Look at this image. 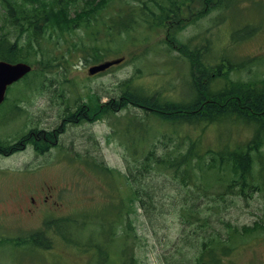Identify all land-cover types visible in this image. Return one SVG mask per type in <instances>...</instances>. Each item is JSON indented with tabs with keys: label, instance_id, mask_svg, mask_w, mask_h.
<instances>
[{
	"label": "rangeland",
	"instance_id": "obj_1",
	"mask_svg": "<svg viewBox=\"0 0 264 264\" xmlns=\"http://www.w3.org/2000/svg\"><path fill=\"white\" fill-rule=\"evenodd\" d=\"M195 5L197 9L201 7L198 3ZM201 12L193 15L180 5L173 40L187 42L191 49L198 51L208 39L211 49L209 57L224 56L230 62L245 63V67L238 71L229 70L227 77L221 76L214 83L209 81V88L213 84L219 87L223 83L229 85L255 76L262 78L264 0H228L223 9L207 5ZM5 14L0 0V29L9 30L8 37L13 41L17 33L10 29ZM157 33L158 36L143 26H136L124 33L120 41L109 44L106 59L121 54L125 59L93 75L87 70L94 61L84 60V56L78 57L77 51L70 52L73 55L66 64L58 58L43 59L41 54L32 50L27 53L33 70L7 88L4 102L0 105L1 148L7 150L19 144L32 132L23 148H14L15 152L10 155H0V264H91L93 248L55 243L52 249H29L28 245L15 244L13 238L39 229L46 214L48 217H59L81 213L99 219L110 213L116 201L127 194L129 198L128 185L120 182L117 188L108 184L107 178L99 176L100 167L115 169L122 175L129 167L144 160L145 152L141 149L147 148L152 150L153 156L173 159L183 151L179 141L184 138L196 139L200 144L201 136L202 143L211 146H215L218 140L234 144L250 139L253 128L246 122L228 120L225 125L226 121H217L205 126L198 125L201 130L195 131L188 124L172 123L153 113L145 115L143 108L132 104L105 114H94V108L87 106L88 93L98 95V103H103L109 97L118 96L121 84L134 78L135 85L130 86L142 87L146 93L162 92L167 98H174L186 89L180 88L181 79H191L193 75L197 77L199 70L195 67L196 63L185 60L178 50L171 49L173 57L162 52L160 38H164L165 33L162 29ZM81 34L82 29L74 30L71 36H66L67 42L55 39L56 34H53L52 42H45L43 47L50 45L48 51L53 58L54 46V52L58 55L60 50H65V46L72 48V42L77 41ZM199 60L210 72L212 66L208 54L200 52ZM167 71L171 72L172 78L163 85L162 82L167 80ZM174 85H179L175 91L172 89ZM125 113L143 120L146 125L144 130L155 133L147 140V147L127 150L125 135L119 127H114L115 117ZM219 127H223V132L217 137ZM50 136L54 137L51 139ZM136 144L145 145L139 140ZM134 152L137 153L135 157L132 156ZM261 153L264 159V144ZM153 156L149 157L145 167V179H139L135 186L143 194L153 184L160 185L165 203L178 199L175 184L178 176L164 164L156 165L152 161ZM251 156L253 186L243 193L237 187H227L231 173L229 166L216 165L217 175L208 170L203 177H200L199 167L194 166L191 179L192 184H196L195 189L198 191L200 185L207 187L208 197H204L205 200L216 196L222 199V210L215 212L214 216L211 217L214 211L203 210V215H209V221L204 231L203 228H196L199 233L193 226L182 222L176 209L163 206L161 210L146 214L140 206L135 210L127 198V206L120 210L121 215L110 213L114 219L111 220L116 223V234L109 238L104 264H121L124 260L122 247L126 244L132 247L129 253L138 264H197L196 257H199L197 254L203 246L204 237L213 236V232L216 236L228 237L225 223L241 231L249 227L253 232L249 231L242 238L237 235L232 237L227 243L231 250L227 257L222 255L220 263L264 264V170L261 172L257 152L251 153ZM22 191L24 194L29 191L36 198L38 207L30 214L16 212L19 205L21 209L29 207L32 210L27 200L17 196ZM146 197L150 200L152 195ZM205 206L206 203L202 207ZM221 220L223 228L220 226ZM131 227L139 235L135 240L131 237ZM100 229V224L94 226L91 223L82 231L84 235L87 230L100 234ZM46 235L50 236V232L47 231Z\"/></svg>",
	"mask_w": 264,
	"mask_h": 264
},
{
	"label": "trees",
	"instance_id": "obj_2",
	"mask_svg": "<svg viewBox=\"0 0 264 264\" xmlns=\"http://www.w3.org/2000/svg\"><path fill=\"white\" fill-rule=\"evenodd\" d=\"M227 1L1 0V4L6 11L5 16L8 25H10V29L17 33L15 39L11 41L8 37L9 30L0 29V59L2 60L28 62L27 53L32 50L36 54H41L40 56L43 59L56 60L58 58L66 64L73 55L70 52L75 53L77 51L78 57L84 56V60L98 63L106 59V54L110 50L109 44L120 41L119 38L134 27L143 26L154 31L156 36H158L157 30H164L165 36L160 40L162 52L166 56L173 57L170 52H172V48H175L185 57V60L190 61L191 64L196 63L195 67L199 70L197 77L193 75V78L181 79V83L179 82L180 88L183 90L186 88L181 95L167 98L162 92L156 94L155 92L146 93L142 87L130 86V84L135 85L134 78L127 79L121 84L120 94L116 97H109L103 103H98V95L94 96L88 93L87 106L94 108V114H105L132 104L143 108L145 115L153 113L166 118L169 122L189 125L188 127H192L191 129L195 131L201 130L197 127L198 125L205 126L217 121H226L225 125L228 124V120L246 122L252 125L253 132L247 142L232 144L226 141L222 143L221 140H218L215 146H211L203 144L200 139L201 136H199L200 144L196 139L184 138L183 141H179L183 151L176 154L173 159L166 160V158L157 155L153 156L152 150L147 148L141 149L145 152L144 160L133 167H129L122 175L115 169L100 167L99 176L100 178H107L108 184L119 188L120 182H124L130 189L129 198L127 194L112 204L110 213L115 214L116 212L117 215H121L120 210L127 206V198L131 200V205L135 210L140 206L146 214L167 206L178 210L182 222L184 221L193 226V229L199 233L200 231L196 228H203L204 231L209 221L207 220L209 215H203V210L214 211L211 217L214 216L215 212L219 213L222 210L220 208L222 199L216 196L205 200L204 197H208L206 195L208 194L207 187H201L200 185L198 191L195 189L196 184H192L191 179L195 165H197V168L199 167L200 177H203L208 170L217 175L218 167L216 165L229 166L231 173L227 187H237L242 193L246 188L253 186V177L250 174L253 162L251 153L257 152L261 172L264 170V159L261 153V147L264 144V76L262 78L255 76L250 80H238L231 82L229 85L223 83L219 87H215L213 84L209 88V81L214 83L221 76L227 77L229 70L238 71L243 66L245 67V63H233L224 56L217 57L214 55L209 57L211 49L208 39L205 40L202 47L198 48V51L197 49H191L187 42L173 40L180 5L185 7V11L194 15V13H202L201 11L207 5L213 8L222 7L223 9V5H227ZM195 3H198L201 7L197 9ZM76 29L80 31L82 29V34L77 41L72 42L74 43L73 47L65 46V50H60L57 55L54 52L55 46L53 45L52 51L55 55H52L53 58H51L50 51H48L51 48L50 45L47 44L43 47V44L47 41L52 42L53 34H56L55 39L67 42L66 36H71ZM232 39H236L234 35ZM200 52L203 55L208 54V61L212 66L210 72L205 67L206 65L200 62ZM120 56H123V54ZM120 56L118 55V57ZM49 65H47V68ZM170 71L165 73L167 80L162 82L163 85L168 84L172 78ZM177 86L179 85H174L173 91ZM145 126L143 120L135 119L129 113L114 119V127H119L122 134L125 135L127 150L133 149L135 151L136 148L147 147V140L155 133L144 130L143 127ZM217 129L219 131L217 137H219L223 132V127ZM53 137L50 136L51 139ZM137 140L144 142L145 145L138 146L136 144ZM136 154L134 152L132 156L135 157ZM150 156H153L152 161L156 165L164 164L178 176L179 180L175 181L176 192L179 195L178 199L165 203V196L160 185L153 184L151 189L143 194L135 186L137 181H140L139 179H145V173L147 172L145 167ZM197 194H200V196L197 197ZM146 195H152L151 199H147ZM204 203H206V206L203 208ZM110 213L99 219H93L89 214L80 215L81 213L59 217L54 215L48 217V214H46V217L41 220L39 229L24 236L13 238L14 243L24 247L28 245L29 249L35 247L52 249L55 243L77 244L84 248L94 249L92 263L104 264L110 244L109 238L116 234V223ZM91 223L94 226L96 224L101 225L100 234L87 230V234L84 235L82 230ZM220 224L223 228V220ZM224 227L227 229L226 233L228 234L226 239L223 236L221 237L220 234L216 236L214 232L212 233L213 236L203 238V246L197 254L199 257H196L197 264H223L224 262L220 263L223 256L227 257L231 250L230 247H227L228 241L235 235L240 238L245 237L251 231L249 227H245L241 231L226 223ZM47 231L50 232V236L46 235ZM130 231L134 240L139 237L136 229L133 230L131 227ZM127 233L129 234V232ZM130 249L132 250V247L128 244L122 247L124 260L121 264H138L132 253H129ZM87 260L90 263L89 259Z\"/></svg>",
	"mask_w": 264,
	"mask_h": 264
},
{
	"label": "water",
	"instance_id": "obj_3",
	"mask_svg": "<svg viewBox=\"0 0 264 264\" xmlns=\"http://www.w3.org/2000/svg\"><path fill=\"white\" fill-rule=\"evenodd\" d=\"M121 60L122 58H117L92 65L88 68V72L89 74H95L97 72L105 70L112 64L120 62ZM30 70L31 66L25 62L19 61L11 63L0 60V102L4 98L7 85L21 78Z\"/></svg>",
	"mask_w": 264,
	"mask_h": 264
},
{
	"label": "flooded vegetation",
	"instance_id": "obj_4",
	"mask_svg": "<svg viewBox=\"0 0 264 264\" xmlns=\"http://www.w3.org/2000/svg\"><path fill=\"white\" fill-rule=\"evenodd\" d=\"M31 134H32V132L28 133L27 137L20 140L19 144L14 145L7 150L6 149L4 150L3 148L0 147V155H10V154L14 153L16 149L23 148L25 146V144L28 143L25 140L30 139ZM14 148H15V150H14ZM28 190L31 191L30 188H28ZM29 191L25 194L22 191L21 193H18L17 196L18 197L21 196L20 198H24L23 200H27V202H29L32 205V210L29 207L25 210L21 209V207L19 205V209L16 210L17 213L30 214V213L34 212L35 207H38V204L36 203L35 196ZM44 197L47 198V195H45Z\"/></svg>",
	"mask_w": 264,
	"mask_h": 264
}]
</instances>
